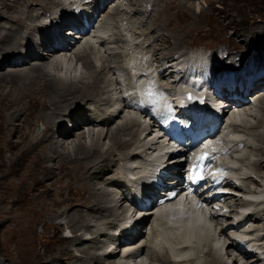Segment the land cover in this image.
<instances>
[{
  "label": "rangeland",
  "instance_id": "rangeland-1",
  "mask_svg": "<svg viewBox=\"0 0 264 264\" xmlns=\"http://www.w3.org/2000/svg\"><path fill=\"white\" fill-rule=\"evenodd\" d=\"M1 1L2 4L6 6L7 13L12 10V14H11L12 19L19 18L17 14H19L24 19H26V15H27L28 16V21L26 20L27 22L37 24L40 27L42 26V28L43 26L50 24L51 21L53 22L57 14L61 10H63L57 6L56 7L52 6L54 4L53 0H0V3ZM27 1L36 4L31 6L29 5L30 3H28V6L22 4V3L26 4ZM55 1H60L61 5L63 6L65 5L66 9L68 10L71 8V2L76 0H65V1L55 0ZM93 1L95 2L96 0H92V2L91 0L80 1L81 6L84 7L83 8L84 12H86L85 9L86 7L88 8L89 6L93 5ZM154 1L155 0H107L105 1L104 4L101 5L102 8L98 11V13H96V18H98L97 23H102L103 27L107 26L108 30L111 33V36H113L111 37V41L114 38H118V39H114L113 40L114 43L113 44L111 43V45H107L106 47L103 46L100 47L101 55L92 53V51L88 53L92 54L91 57L93 58L97 66H100L102 60L109 59L111 55H115V54L117 55V57L116 58L111 57L110 59H112V61L117 60L116 62L120 63V64L118 63V65L124 66V68H121L120 69L121 71L116 73L115 75H113L112 73L106 74L107 71H105L104 74L108 78L111 79L113 77L114 78L117 77L116 79H118L120 77V80L121 79L126 80V82L128 83V81L130 80L129 78L130 65L131 67H137L141 65L143 62H145L144 63L145 66H143L142 64L138 68H133L134 69V70L132 69L133 71L130 69L131 74L133 75L134 71H135L134 75L137 74L138 72H142V73L147 72L152 74L153 77H155L153 75L152 70H157V69L159 70V66L161 65L153 61V56L155 55L156 48L160 51L162 57L169 55L172 58H176V57L178 58L179 55H181L180 56L181 58L182 55L184 56V54L193 55V54H198L200 52L205 53V55L211 58H215L218 61H222L224 63L223 65L225 66H230L232 64H235V60H234L235 57L232 55L238 51L241 52L240 54L242 56H245V53H248L249 57L251 56L250 58L255 59V61L251 59H247L250 61L255 71L264 68V55L261 56L260 53L261 50L264 51V0H171L168 3L166 0H158L157 6L154 5L153 3ZM98 2H100V0ZM13 3H15L14 6ZM3 5L0 4V12L1 10L2 12H4L5 10ZM92 9L93 7H91V9H89L88 11L93 13ZM108 11H110L109 14L107 13ZM89 12L87 13L92 14ZM103 12H105V14H102ZM1 14L2 13H0V15ZM62 14L63 16H65V12H62ZM106 15L107 17H105ZM103 18L107 20V22L103 20ZM0 23H1L0 34L4 32V29L2 28L4 24L7 26L14 25L13 27H18V25L16 24L17 25L16 26L15 22L12 21L6 15H3L0 18ZM104 23H108V24H104ZM21 32H23L24 35H27L24 29H22ZM174 35H178L184 41H187L185 45L183 44V46L180 47L181 49L179 48L177 50L176 54L173 53L174 45L168 46L167 41L166 42L164 41L165 39H167L173 44L174 43L173 40H176L173 39ZM32 38H34L35 40L37 39V36L33 35ZM26 39L27 37L24 36V40ZM107 43H110V41ZM130 44L133 46H131ZM232 47L236 49V52L227 53V48H232ZM24 55L25 57L28 56L27 54ZM36 57L25 59V61L21 60V62H16L13 65H9V63H6L0 68V75L8 72L9 69L8 67L11 68L9 70H15L14 68H16V71L18 72L16 71L15 72L20 74L22 72L21 70H25V68L28 69L29 67H31L30 64H33L34 59H39ZM47 58L49 59V56H47ZM48 59L40 60L39 62L42 61L49 64L50 60ZM98 59L99 61H97ZM135 59L137 60V62ZM257 59L261 61L258 62ZM131 60H135V62ZM147 61H153V63L152 66L150 65L152 68L148 69V71H145L147 68L146 65L149 66V63ZM68 62L71 64V66H68L70 68L68 70L69 73L71 72L70 74L75 75L77 73L76 75L78 74L80 75L84 73V74H89L88 78L95 77L93 70L91 69V71L89 72V70L85 68L84 62L78 61V59L75 58V56L73 58L71 57ZM26 65L27 66L29 65V67H26ZM155 65H157V68ZM125 67H128V70L125 69ZM47 69L49 70L50 74H52V77L58 76L56 71L54 70L55 71L54 73L52 68H47ZM27 72L28 71H26V74ZM65 76L66 74L63 77ZM155 79L157 80L158 78L155 77ZM168 79L170 80V77L167 78L166 80ZM164 82L166 81L164 80ZM112 84L113 86H115L112 87L113 89H116L117 86L118 91L114 90V92L116 97H118V93L121 89V86L116 85L117 83H115V79ZM41 90H42V86H39L38 84L37 87L34 89L35 96L24 99L26 104L28 103V101L30 100L32 101L29 103L28 108H25L26 106H23V108H21L24 111V114L20 116V118L22 119L19 118L20 120L17 121L18 124L17 126H19V130L17 129V126H11V124L16 120H18V118L15 117L14 119H12L10 116V114L14 113V111H16V109L18 108V101L11 100L6 102L5 98H1V102H0V151L2 152V153L0 152V201H1L0 202V264H47V263L51 264L54 261H57L61 264H70L71 258L62 257L63 258L62 259L60 258V254H63L64 251L63 248H66V246H68L67 245L68 243L65 242L64 237L70 239L75 234L71 229H68L69 228L68 224L71 221L67 216L63 218L64 220L63 219H59L57 221L54 220L60 216V213L62 211H68L69 214L73 213V211H78L80 213L89 212V214L92 215L95 214V213H91L89 209L83 205V202L85 201L86 198V189L82 186L83 184L81 183L80 180L81 178V175H79L80 173H78L79 175L78 178H74L71 177V175H69L73 170L72 167L74 166L76 167L74 162L69 163V158L67 159L64 158L57 161V159H55L56 154L52 155L51 151L49 152L46 151L44 153L43 152L21 153V147L18 146L19 135L24 134V135H28L29 137H32L34 136L35 132L36 134H40L42 131L43 126L41 124L38 125L37 123L39 121L38 115L42 114V112H45V110L43 111L45 104L42 107L40 105L41 103L40 97L42 95ZM247 97H248V102L246 103V105L248 109L251 110L250 111L251 114L248 116H244V118L241 119L242 122L241 125L244 126V123L250 122V124L246 123V125L254 124L257 127H255L254 129L252 128L246 130L247 135L244 138L247 139L245 141L246 145L245 147L239 149V152L237 154L240 155L236 154V157L238 158L237 163H238L239 171L235 176L239 177L241 180V177H243V173H248V175L253 176L256 179V181L262 185L264 179L261 180L259 177H257V175L258 176L264 175V170H262L261 168L262 165L260 166V168H258V170H256V168L250 167L249 162H253L256 160L259 161L260 159H263V157L260 158V155L262 154L260 150L263 149V154H264V144L262 143V141L264 140V136L257 138L256 135L257 133L264 132V124H261L262 126L260 124L257 125L258 118L264 117V101H258L260 97L258 96L253 97L251 93ZM97 101L98 102H94V104L88 103L89 104L88 106L94 108V106L100 102V100ZM104 107H109V106L105 105ZM128 110L129 109H125L121 114L122 116L120 115V117L118 116L115 119H113V122L106 127L95 126L96 124H93L91 121H83L80 127L73 128V123L67 120V122H65V125L68 124L66 126L71 130L70 135L61 138L55 136L54 140L56 142L58 141V143L61 142L60 143L61 145L64 144L63 146L66 147V151H68V153L70 151L69 154L74 155L75 154L73 151L74 147L80 145V143L84 141H85L84 143H86V147L87 146L90 147L91 138L93 137V136L90 137L89 136L90 134L92 135V133L95 132L97 133L98 131L101 132L104 131V133L106 134L109 129L110 130L114 129L115 126H117V124H119L127 114L131 115L132 112L130 110L129 112H125ZM19 111L22 112L21 110ZM75 114H77V110H75ZM135 118H138V120L140 121L138 115ZM246 118L248 121L243 122V120L245 121ZM42 122L45 123L44 120H42ZM112 126H114V128ZM135 127L136 126H133L131 130L132 129L136 130L137 127L136 128ZM79 133H86V135L84 134L86 136L84 137L85 138L84 141L77 139L80 136L78 135ZM254 136L256 137L254 138ZM48 138L49 139L47 140H50V137ZM151 138L154 139V136L147 137L144 141L149 143L152 141ZM72 139L75 140L74 144L72 143L73 142ZM105 140L102 142L104 147L103 151L107 150L110 147L109 139L107 138ZM22 149L24 150L23 147ZM127 150L128 152H130L131 150H134V147H132V149H127ZM127 150L125 151V154L127 153ZM246 150L247 152H245ZM63 151L65 150H61L60 148L59 152L61 153V155L64 156ZM59 152L56 153L60 157L61 155L58 154ZM244 152L247 154H245ZM117 153L119 154V152ZM118 154H116V157L115 156L113 157L115 159V161H112L113 163H111V166L113 167L109 169L107 168V170H109L108 172L106 171V173L104 174H101L99 176L97 175L96 178L98 177L99 178L96 179V181L103 184L102 182L108 181L107 178H111V176L115 175V172H113L112 170L119 169L118 171H120V168L122 166L121 164L124 162L117 161ZM113 155H115V153ZM63 160L65 166L57 170L55 168L56 165H59V162ZM123 166L125 167V164H123ZM49 170L52 171L55 170L54 175L46 174V172ZM253 170L256 171L254 172ZM252 171L254 174L252 173ZM122 173L123 170L120 174L121 176ZM240 182H243V180H241ZM240 182L236 181L237 184H239ZM244 185L250 186L253 190L257 189L258 191H264V184L262 185V187H259L256 184H252V185L248 184V182L246 181ZM70 186H72L73 188L71 189ZM101 187H104L112 192L118 190L116 185L115 186L106 185V187L105 186H101ZM238 198L240 199V197ZM242 199H250V197L243 196ZM103 202H105V199H103ZM129 205L130 204L128 203V201H126L123 204L122 208L118 210V215L121 216L120 219L123 218V215L127 216L126 214L123 213L125 209L129 210V212L134 211L132 207H131L132 209L129 208ZM93 216L97 217L96 220L93 221L91 220L89 223L94 227L103 224L106 221L105 217L107 216V213L99 212ZM140 216H142V214L141 212H138V216L136 215L135 217L142 218ZM130 217L131 216L128 214V217H125L127 218L126 220H123L122 222L121 221L118 222L119 223L118 226L123 227L124 224L126 226L127 225L126 221L127 220L128 222L131 221ZM231 219H238V217L232 215L230 218L226 217L224 221H226V223L230 221L231 223ZM247 221L248 223H246ZM93 223L95 225H93ZM245 223L248 224V228H246V230L252 229L254 231L257 230V232H255L257 234L261 233L260 230L264 226V216L261 217L260 219L246 218L242 223H240L241 229H243V225ZM147 224L148 226L146 228L149 227V229L151 228V225H153V227L156 226L155 218H150L146 220V222L143 223L140 226V228L136 229L137 231L140 232L136 239L138 240L139 238L143 237V240L145 239L144 240L145 242L148 241L147 243L149 247H152L153 243H156V240H152L154 239L153 238L154 236L149 238L150 235L148 233L146 234L143 232L145 231L143 230V226ZM257 226H259L258 227L260 228L259 230L257 229ZM136 230L135 233L137 232ZM140 230L142 231V233ZM84 231H86V229H82L78 231L77 235L83 236ZM110 232L114 233V229H112ZM90 233L91 232L86 233L87 235L86 238L91 237ZM120 233L121 230L116 234L118 235ZM229 234L230 231L226 230V232L222 237L223 238L222 241L224 240L229 241L227 238V235ZM136 239H132L130 241H123L122 244L117 242L112 243V241L109 239L107 241L108 249L113 252L118 247L119 249L117 250L115 255V257L117 256L118 258H108V259L105 258L104 259L105 261L103 260L102 262H106L105 264H107V262L116 259V263L127 264L125 261H123V263L120 262V259H122L121 252H123V249L121 250L120 247H122L123 245L135 243L137 241ZM85 243L89 244V242L86 241L84 243H80L76 247L74 246L72 249L74 250V252L79 254L78 249H80L81 246ZM31 249L33 250L32 252ZM109 250H106L105 252L109 253L110 252ZM96 251L98 253L101 252L104 253V251L101 249H98ZM193 252L194 251H191L190 254ZM239 255L240 253L237 251L231 254L230 257L231 260H229V263L232 264V260L235 258L241 260L240 264L259 263L255 261L256 260L255 255L248 254L247 255L248 257H246L247 259L242 257L244 255L242 256ZM142 256H144L143 260L140 257L138 262L137 259L136 262L138 264H161V259L158 260L159 262L157 261V259L156 261H153L151 260V257L148 255V253L147 254L145 253ZM226 259L227 256L225 260ZM252 259H254L253 262H251ZM205 260H206L205 255H202L198 261L205 262ZM134 263L135 262H133L132 264ZM91 264H95V263H91Z\"/></svg>",
  "mask_w": 264,
  "mask_h": 264
},
{
  "label": "bare ground",
  "instance_id": "bare-ground-1",
  "mask_svg": "<svg viewBox=\"0 0 264 264\" xmlns=\"http://www.w3.org/2000/svg\"><path fill=\"white\" fill-rule=\"evenodd\" d=\"M98 1L99 0H96L95 2L93 1V5L91 6L93 7L92 9L93 13L92 12H91L92 14L86 13L88 16L87 18L89 20L94 18L95 12L100 10V8H102L101 4H104L105 1L107 0H103V1L100 0V2ZM157 1L158 0H155L153 2L154 5L156 6L158 5ZM166 1L168 3L171 0H166ZM53 2L54 4L52 6H55V7L57 6L63 9L61 11L65 12V16L61 14V16L59 17V20H57V17H55L54 21H56V25L52 24L51 26L50 25L43 26L42 28V26L40 27L37 24L27 22L28 21L27 15H26V19H24L19 14H17L19 18L12 19L11 17L12 10L7 13L6 6H4L1 1L0 4L4 6L5 10L4 12H2L1 10L0 13L2 14L0 15V18L3 15L8 16L12 21L15 22V25L16 24L18 25V27H13L14 25L13 26L8 25L9 26L8 27L5 24L3 26L2 24L3 26L2 28L4 29V32L0 34V68L6 63H9V65H13L16 62H21V60L25 61V59L36 57V55H37L36 58H39V59H34L33 64H30L31 67H29V65L28 66L26 65V67H29V68L28 69L25 68V70H21L23 73L22 72L20 74L16 73L18 72L16 71V68H14L15 70H9L11 68L8 67L9 68L8 72L0 75V89H1L0 90V102H1V98H5L6 102L11 101V100L18 101V108L16 109V111H14V113L10 114L12 119H14L15 117L18 118V120L13 122L11 126H17L18 125L17 121L22 119L20 118V116L24 114V111L21 108H23V106H26L25 108H28L29 103L32 101L30 100L26 104L24 99L35 96L34 89L37 87L38 84L39 86H42V90H41L42 95L40 97L41 98L40 105L42 107L45 104L44 109H43V111L45 110V112H42V114L38 115L39 121L37 122L38 125L41 124L43 126L42 131L40 134H36L35 132L34 136L31 135L33 138L29 137L28 135H24V134L19 135L18 146L21 147V153L22 152H25V153L43 152L44 153L46 151L48 152L51 151L52 155L56 154L55 159H57V161L60 159L69 158V163H73V162L75 163L76 167L75 166L72 167L73 170L71 171V174L69 175H71V177H74V178H78V176L81 175L80 180H81V183L83 184L82 186L86 189V198H85V201L83 202V205L86 208H88L91 213L97 214L99 212H105L107 213V216L105 217L106 221L105 222L103 221L104 222L103 224L93 227L92 225H90L89 222L91 220L92 221L96 220L97 217L93 216L95 214L92 215V214H89V212L80 213L78 211H73V213L69 214L68 211H62L60 213V216L56 218L54 221L63 219L65 216H67L71 221L68 224V227H69L68 229H71L75 234L70 239H68L67 237H64V240L65 242L68 243L67 244L68 246H66V248H63L64 251H63V254H60V258L70 257L71 258L70 264H91V263L105 264L106 262H102L105 258L106 259L118 258L117 256L115 257V255L119 248L117 247L116 250L113 252L110 251L108 249V242H107L109 239L112 241V243L117 242L120 244H122L123 241L136 239L140 232L136 230L137 232L133 233L132 229H137V227L145 223L146 220L152 218V216H150L149 218L146 217V215L151 214V211H147V212L139 211L142 214V218H136L135 216L136 215L138 216V211L129 212V210L123 209L124 210L123 213L126 214L127 216L123 215V218L120 219L121 216L118 215V210H120L123 204L126 201H129V198L133 196L132 188L136 187L134 185H131V186L129 185L131 183L134 184V182L131 181V179L128 178V176H126V172L128 174L130 170V167H128V165L132 166L136 161L143 162L142 160H144L145 155H148L150 151H152L153 149L155 151L157 147H159L160 141L158 139L155 140L152 138H151L152 141L149 143L144 141L147 137L153 136L152 135L153 131L149 129H143L142 124L140 123L138 118H135L134 116L129 115V114H127L122 119V121L119 124H117V126H115V128L114 126H112L114 129H111V130L109 129L106 134L104 133V131L101 132L98 130H97L98 131L97 133L95 132V133H92V135L90 134L89 135L90 137L93 136L91 138L90 147L88 146L86 147V143H84L85 142L84 137H86L85 136L86 133H79L78 135L80 136L77 139L83 140L84 142H81L80 145L74 147V150H73L75 153L74 155L69 154L70 151L69 153L68 151H66V147L63 146L64 144L61 145L60 141H59L60 143H58V141L56 142L54 140L55 136H58L61 138V137H66L70 135L71 130L66 126L68 124L65 125V122H67V120L73 123V128L80 127L83 121H91L93 124H96L95 126H99V127L105 126L106 127L110 123L113 122V119H115L118 116L120 117V115L125 109L130 108L129 110H131V101H129L125 96V92L127 94L129 90L124 91L121 89L120 92L118 93V97H116L114 90H117V86H116V89H113L112 87H115V86H113L112 83L114 82V79H115V83H117L116 85L118 86L120 85L122 87V84H123L126 88L127 87L129 88L133 86L135 82L134 78L136 74L135 75L133 74L134 75L133 76L129 68L130 80L128 81V83L126 82V80H122V79H121L122 81L120 80L121 82L118 81L116 79L117 77L116 78L113 77L111 79L108 78L104 74L105 71H107L106 74L112 73L113 75H115L116 73L121 71L120 70L121 68H124V66L118 65L119 62L117 63L116 62L117 60L112 61V59H110L111 57L116 58L117 55L116 54L111 55L109 59L102 60L101 61L102 63L100 64V66H97L93 58L91 57L92 54L88 52L84 53L85 48H82L79 51L80 53L77 55L78 57L75 56V58H77L78 61H83L85 68H87L89 72L91 71V69L93 70L94 75H95L94 78H88L89 74H84L82 72H81L82 74L80 75L79 74L76 75L77 74L76 72H74L76 73L75 75H72L70 74L71 73L70 72L69 74H66L65 77H63L62 75L60 76L61 71L63 69L67 68L68 66H71V64L66 61L62 63H58V64L55 63L54 61H50L49 64H47L46 62H42V61L39 62L40 60H47V56L50 57L51 54H54V53H51V51H43V49L45 48L46 49L53 48L54 45L50 42V38L48 39L46 43L40 38L42 37L48 38L51 35L56 39L58 44H63L64 42L68 41L67 38L69 34V31H66L64 33L65 27L70 26L72 22L76 21V19L78 18L77 14L69 11L73 9L70 8L67 10L65 5L64 6L61 5L60 1L53 0ZM56 2H59V3H56ZM28 3L30 2L27 1L26 4L25 3H22V4L28 6ZM35 4L36 3L31 2L29 5L31 6ZM14 5L15 3H13V6ZM105 12H103L102 14H105ZM109 12L110 11H108L107 13L109 14ZM105 17H107V15ZM103 20L105 19L103 18ZM105 21L107 22V20ZM97 24L98 23H96V25ZM104 24H108V23H104ZM22 29L25 30L27 35H24V33L21 32ZM33 35L37 36V39L34 40V38H32ZM178 35L173 36V39H176V40H173L174 41L173 44L167 39L164 40L165 42L167 41L168 46L174 45L173 53L175 54L177 50L180 47H182L183 44L185 45V43L187 42V41H184L182 38H180ZM24 36L27 37L26 40H24ZM114 39H118V38H114ZM114 39H112V41L110 40V43H106L107 38L105 36H100L98 37L97 43L101 42L102 43L101 45L103 47H106L107 45H111V43L113 44ZM155 50L156 51H155V55L153 56V61L161 65L159 66V70L157 69L156 72L153 71V75L158 78L157 81L160 80L163 82L164 80H166L167 78L171 77L174 74V71H175L174 68H177L178 65L182 63V61L180 60V56L178 58L177 57L172 58L169 55L162 57L160 51L157 48ZM99 51L100 52L98 54L101 53V50ZM228 52L229 53L236 52V49H234L233 47L227 48V53ZM240 53L241 52L237 51L235 54L232 53L233 54L232 56H234L235 58L251 59L255 61L254 58H250L251 56L249 57L248 53H245V56H242ZM260 53H261V56L264 55V51L261 50ZM24 54H27L28 56L25 57ZM133 55H136V54H133ZM64 56H66V54ZM135 57H138V56H135ZM192 57H194V55H192ZM208 59L209 60L213 59L212 64L214 66H222L223 64L222 61H218L215 58L208 57ZM135 60L133 61L135 62ZM191 60L192 58H188V59H185L184 62L187 63ZM257 60L258 62L261 61L259 59ZM97 61H99V59ZM153 61H147V62L150 65L153 63ZM144 63L145 62H143L142 64L144 65ZM47 65L50 67H53L52 70L53 71L55 70L58 76L52 77V74H50L49 70L47 69ZM62 65H63V68H61ZM155 66L157 68V65ZM69 69L67 68V72ZM125 69L128 70V67H125ZM26 71H28L27 74H26ZM257 71H255L251 63H249L247 68L244 70L243 74L240 77H235L234 82H238L239 80H241L242 76L253 74ZM140 73L143 74L142 72H138L137 74H140ZM226 81H229L228 77L223 78L221 76L218 79L219 85H221L222 82L226 83ZM259 86H264V78L260 79L258 83L255 84V87L251 90V92L254 91L256 88H258ZM260 94H262V96L260 97L258 101H264V91L263 92L260 91L256 93V95H260ZM97 100H100V102L96 104L94 108H91L90 106H88L89 104H94V102H98ZM103 105L104 106L107 105L109 107H104ZM246 106L247 105H244V107ZM19 110H21L22 112H20ZM75 110H77V114H75ZM125 112H129V111H125ZM42 120H44L45 123H43ZM246 121H248L247 118L245 119V121L243 120V122H246ZM246 123L250 124V122H246ZM246 123H244V126L237 125V127L235 128V133L232 135V140L229 146L227 147L229 148V150H234L235 153L239 152L238 149L240 145L244 144V142L246 141V139L245 140L243 139L245 138V135H247L246 130H249L252 128L254 129L255 127H257L254 124L246 125ZM258 124L260 125L264 124V117L258 118L257 125ZM133 126H136L137 129L131 130ZM17 129L19 130V126H17ZM256 136L257 138L264 136V132L257 133ZM256 136H254V138ZM48 137H50V140H47L49 139ZM107 138L109 139L110 147L107 150L103 151L104 147H103L102 142ZM72 143L74 144L75 140H73ZM262 143L264 144V140L262 141ZM22 147L24 148V150L22 149ZM132 147H134V150H131L130 152H128L127 149H132ZM60 148L61 150H65L63 151L64 156L61 155V153L59 152ZM126 150H127V153L125 154ZM260 151L262 152V154L260 155V158L263 157V159H260L259 161L256 160L253 162H249L250 167L256 168V170H258V168H260L261 165H262L261 166L262 170H264L263 149ZM56 152H59L58 154L61 156L59 157ZM117 152H119V154ZM245 152H247V150ZM114 153L115 155H113ZM116 154H118L117 161L124 162L121 164L122 166L120 168V171H118L119 169L112 170L113 172H115V175L111 176V178H107L108 181L102 182L103 184L96 181V179L99 178V177L96 178L97 175L99 176L101 174H104L106 173V171L107 172L109 171L107 170V168L109 169L113 167L111 166V163H113L112 161H115L113 157L114 156L116 157ZM237 155H240V154H237ZM169 162L170 164L174 163V159L171 158L167 161V167L170 166ZM164 163L166 162H158L157 164L163 165ZM123 164H125V167L123 166ZM52 166H55V165H52ZM64 166H65V163L63 160L59 162V165H56L55 168L58 170V169L63 168ZM146 167H147V164H146ZM131 169H133L132 171H134L135 167L132 166ZM122 170H123V173L121 176L120 174ZM235 170L237 174V171L239 169L238 170L235 169ZM256 170H253V171L255 172ZM54 173H55V170L54 171L49 170L46 172V174H50V175H54ZM78 173L80 174L78 175ZM132 174L134 175L133 172ZM257 177H259L261 180L264 179V175L263 176L257 175ZM236 180L239 182L243 180V182H240L239 184H237L234 180H232L228 183V185L232 188V193L235 194V195H230L228 197L230 200L227 206L230 209L229 214H226L225 216L214 217L212 220L208 222L205 219V216H206L205 213L200 212V211H195L190 206L184 207L179 212L173 211V210L166 211L162 213V215H160L159 217L155 218L156 226L153 227V225H151V228L147 231L149 234L150 233L152 234V237L154 236L153 237L154 239L152 240H156V243H154L156 244L155 245L156 248L154 247V245L152 246V244H151L152 247H149L147 243L148 241L146 240L147 242H145L144 241L145 239L143 240L141 244H138V242L141 239H143V237L138 240L136 239L137 241L135 243L127 244L123 246L121 245L122 246L120 247L121 250L127 247H131V248L139 247V248L135 251L133 255H130L126 258H124V251L123 253L121 252L122 253L121 258L123 260L120 259V262L123 263V261H125L127 264H132L133 262H135L134 264H138L136 262L137 259H138V262H139L140 257L143 260L144 256L142 255H144L145 253L146 254L148 253V255L151 257V260L153 261H156V259L157 261L161 259V264L162 262L163 264H230L229 260H231L230 259L231 254L235 253V251L238 252V246L240 245L238 239H242V240L250 239L251 242H256L257 245H259L261 248L264 249V226L260 230L261 233H258V234L255 233L257 232V230L256 231L247 230V231L240 232V229H239L240 223L243 222L245 218L260 219L261 217L264 216V191H258L257 189L253 190L250 186H245L246 184L244 185V183L247 181L248 184H251V185L256 184L257 186L262 187L264 182L262 181L263 184L261 185L260 183L256 181V179L253 176L248 175V173H243V177H241V180L240 178L239 179L236 178ZM106 185H109V186L116 185L118 190L112 192L104 187H101V186L106 187ZM233 187H235V189H233ZM70 188L72 189L73 187L70 186ZM243 196L250 197V199H242ZM238 197H240V199ZM103 199H105V202H103ZM131 206L129 208H131ZM128 214L131 216L130 217L131 221H129L130 223L127 220L126 221L127 223L125 222L127 224L126 226L125 224L124 225L122 224L123 227L122 226L119 227L118 222L120 221L122 222L123 220H126L127 218L125 217H128ZM232 214L238 217V219H231V223L230 221L226 223L224 219L226 217L230 218ZM239 216L241 217L239 218ZM94 223L93 225H95ZM147 226L148 224L144 228H146ZM258 227L259 226H257V229L259 230L260 228ZM82 229H86V231H84L83 233V236L77 235V232ZM112 229H114V233L110 232ZM120 230H121V233L117 235L116 233L120 232ZM226 230L230 231V234L227 235V238L229 241H225V240L222 241L223 239L222 237L224 233L226 232ZM88 232H91L90 238H86L87 236L86 233ZM86 241H88L89 244L87 243L83 244L81 248L78 249L79 254L74 252V250L72 249L74 246L76 247L80 243H84ZM98 249L103 250L104 253L101 251H99L101 253H98L96 251ZM106 250H109L110 252L106 253L105 252ZM32 251L33 250L31 249V252ZM162 251L163 252L165 251L166 253L165 252L163 253ZM191 251H194V252L190 254ZM248 254L249 253L247 252L240 253L241 256L244 255L242 256L243 258L248 257L247 256ZM202 255H205L206 257L205 262L198 261ZM226 256H227V259L225 260ZM257 256L259 255L257 254ZM257 256L255 254V258H256L255 261L259 262L258 264H264V257L260 258ZM253 261L254 259L251 260V262ZM53 263L61 264L57 261H54L51 264ZM238 263L240 264L241 260L237 258L232 260V264H238ZM107 264H120V263H116V259H113L112 261L107 262Z\"/></svg>",
  "mask_w": 264,
  "mask_h": 264
},
{
  "label": "snow or ice",
  "instance_id": "snow-or-ice-1",
  "mask_svg": "<svg viewBox=\"0 0 264 264\" xmlns=\"http://www.w3.org/2000/svg\"><path fill=\"white\" fill-rule=\"evenodd\" d=\"M213 151H215V149H213ZM207 158V154H205L204 156H201L199 158L200 161H203L204 159ZM199 167V164H197L196 166H194L193 168V173H192V180L193 183H198L200 180L203 179V175L201 172H199L197 169ZM172 195H175V193H173Z\"/></svg>",
  "mask_w": 264,
  "mask_h": 264
}]
</instances>
